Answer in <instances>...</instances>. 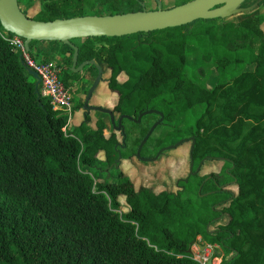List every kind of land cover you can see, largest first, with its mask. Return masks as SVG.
Segmentation results:
<instances>
[{
    "label": "trees",
    "instance_id": "16d2710c",
    "mask_svg": "<svg viewBox=\"0 0 264 264\" xmlns=\"http://www.w3.org/2000/svg\"><path fill=\"white\" fill-rule=\"evenodd\" d=\"M40 1L29 15L32 0H18L27 16L42 21L144 7V0ZM263 21L249 11L236 19H197L149 32L72 40L77 64L95 59L105 65L101 82L116 95L115 119L146 109L162 112L140 156L152 157L161 147L192 137L194 165L202 159L222 161L217 172L179 179L182 189L176 192L135 187L114 163L118 148L121 160L136 158L137 144L152 123L147 117L155 114L138 122L123 118V146L122 134L111 124L105 135L101 118L92 128L85 114L65 128L66 119L48 99H37L21 53L0 35V264H199L188 252L198 238L218 246L219 264H264ZM52 42L64 46L59 57L42 51L35 57L57 56L64 82L73 81L72 93L79 91L82 71L93 68L96 74L95 67L71 71L72 48ZM197 71L203 80L196 79ZM82 103H74L73 93L72 111ZM196 106L193 123L180 127ZM126 123L132 124L133 136ZM165 125L172 128L155 134ZM231 183L235 192L228 188ZM223 214L226 222L211 230L210 223Z\"/></svg>",
    "mask_w": 264,
    "mask_h": 264
},
{
    "label": "water",
    "instance_id": "95a60500",
    "mask_svg": "<svg viewBox=\"0 0 264 264\" xmlns=\"http://www.w3.org/2000/svg\"><path fill=\"white\" fill-rule=\"evenodd\" d=\"M247 0H189L184 3L162 8L161 1L155 0L156 8L147 10L144 7L141 10L117 14L104 15H81L68 18H56L53 20H36L27 16L21 9L18 0H0V26L11 34L18 35L24 39V47L29 50L31 41H59L72 48L70 69L73 72H79L86 65H93L96 69V75L86 91L82 103L83 115L89 111H99L109 117L111 126L122 134L121 146L124 145V130L122 119L138 122L143 115L155 113L156 119L147 129L140 139L135 149L134 155L139 161L151 162L159 155L169 149L179 146L186 139H179L173 144L161 147L152 157L140 156V149L155 127L161 123L163 114L156 109H146L139 112L136 117L120 114L116 119L111 108L89 104V99L98 83L102 80V68L95 59L84 60L77 64V46L72 43L74 39L98 36H122L137 32H149L167 27H174L190 23L197 19H225L239 13H247L253 10L264 0H254L248 5H244ZM20 62L27 73L34 80V92L37 99H40L38 85L40 82L38 74L29 68L20 58ZM41 105V102H38ZM194 144V138H191L189 147V168L188 175L197 173L203 159L198 163L195 170H192L193 159L191 149ZM121 154L117 149V158L114 163L120 162ZM211 158V157H208ZM216 158V157H215ZM185 182L187 178L183 179ZM235 181V180H233ZM194 242V241H192ZM190 252V250H188Z\"/></svg>",
    "mask_w": 264,
    "mask_h": 264
},
{
    "label": "rangeland",
    "instance_id": "374dc122",
    "mask_svg": "<svg viewBox=\"0 0 264 264\" xmlns=\"http://www.w3.org/2000/svg\"><path fill=\"white\" fill-rule=\"evenodd\" d=\"M162 8H169L174 4L175 0H160ZM144 8L147 10H151L156 8V2L155 0H144ZM41 1L40 0H32L31 7L27 10L29 15H33L40 7ZM21 9L24 8L21 6ZM100 4L98 3L96 5V9L98 12H101ZM251 14V12H250ZM243 14H238L236 16L229 17L228 19H236L237 17H240ZM76 42H79L80 39L75 40ZM96 46H99L102 44L101 41H95L94 42ZM54 59L58 60L57 56H53ZM101 68L103 70L102 78L107 76V70L105 65L102 63L101 60ZM194 69V67H191ZM65 69L63 68L62 72V78L64 75ZM189 74L192 73L190 70L188 71ZM95 70L92 68L91 70H84L82 71L83 79L78 82V88L79 91H75L74 93V103L83 102L86 91L90 84L92 83L94 79ZM196 79L197 80H203V77H201L200 73L197 71L196 73ZM124 78L123 75L119 77V80H122ZM64 80V78H63ZM102 82L100 81L98 85L96 86L95 90L93 91L90 99L89 104L92 105H99L107 108H111L116 100V98H104V96L101 93V89L99 88ZM72 87L75 85L73 81H71ZM72 93V94H73ZM199 106H196V108L190 109L185 115L184 118H182L180 122V127L189 126L193 123L194 119L199 115ZM83 108H80L79 110H75L72 113L71 118V125L76 124L78 122V119L80 118V123L83 120ZM101 118L105 123V128L103 129L105 135H108L110 131V122L109 117L107 114L99 112V111H89L88 112V125L92 128L95 127V121ZM149 121L155 120L156 117L154 116H148L147 117ZM77 123V124H78ZM126 128L130 132V134L133 136L135 134V131L132 127V124L126 123ZM172 126L165 125L160 127L155 134H164L168 130H170ZM119 133L117 132V135ZM189 147H190V140L187 139L183 141L179 146L166 150L162 152L159 157L151 162L142 163L138 159H123L118 164V167L120 170L127 175L134 183L135 187H138L139 185H145V186H151L154 191H159L162 189H166L167 191L176 192L179 190V188L176 186V182L179 179L186 178L188 174V168H189ZM102 153H98L97 159L99 163H101L102 159ZM222 161L217 159H206L203 161V164L201 165L198 174L199 175H206L211 172H217L219 171L221 167ZM109 172L111 173V179H116V172L111 170L109 168ZM228 188L232 191H236L235 186L231 183ZM119 201L121 204V210L125 211L128 209V205L126 204L124 197L120 196ZM227 215L223 214L218 219L214 220L210 223L209 228L216 229L218 224H222L226 222ZM191 249L196 251L197 248L195 247V242L191 243Z\"/></svg>",
    "mask_w": 264,
    "mask_h": 264
},
{
    "label": "built area",
    "instance_id": "2783aa9c",
    "mask_svg": "<svg viewBox=\"0 0 264 264\" xmlns=\"http://www.w3.org/2000/svg\"><path fill=\"white\" fill-rule=\"evenodd\" d=\"M3 28L0 29L1 37L13 48L19 51L24 63L33 69L39 76V94L48 99L52 110L56 111L66 119L65 128L71 127L72 118V85H67L63 78V64L53 59L44 57L36 58L35 55L41 50L37 41L29 50L24 47V39L15 34H8ZM195 242L196 251L190 247V254L193 260L199 264H219L221 254L216 244L202 243L200 238Z\"/></svg>",
    "mask_w": 264,
    "mask_h": 264
},
{
    "label": "crops",
    "instance_id": "0c3cea01",
    "mask_svg": "<svg viewBox=\"0 0 264 264\" xmlns=\"http://www.w3.org/2000/svg\"><path fill=\"white\" fill-rule=\"evenodd\" d=\"M251 14H257V15H261L264 17V2L259 4L258 6H256L252 11H250ZM240 14V13H239ZM241 14H245V13H241ZM238 15V14H237ZM236 16V15H234ZM232 17V16H231ZM263 33H264V21L261 23L260 25ZM39 49L43 52V53H48V54H54V55H58V57L60 56V54L62 53V51L64 50V46L62 45H57L55 42L52 41H42L38 44ZM101 66V64H99ZM251 67H245V69H250ZM103 73V70H102ZM102 85H100V89H101V93L104 96V98H116V95L111 93L104 82L101 83ZM211 83L210 81H206L205 82V86L210 87ZM78 86V85H77ZM83 115V114H82ZM84 115H83V120H84ZM80 121V118L78 119V122ZM77 122V123H78ZM76 123V124H77ZM73 124V125H76Z\"/></svg>",
    "mask_w": 264,
    "mask_h": 264
},
{
    "label": "flooded vegetation",
    "instance_id": "af4514ba",
    "mask_svg": "<svg viewBox=\"0 0 264 264\" xmlns=\"http://www.w3.org/2000/svg\"><path fill=\"white\" fill-rule=\"evenodd\" d=\"M95 75H96V74H95ZM94 77H95V76H94ZM143 111H144V110H143ZM140 112H142V111H140ZM86 114H88V113H86ZM150 114H155V113H150ZM137 115H138V114H137ZM137 115H136V116H137ZM146 115H149V114H146ZM155 115H156V118H155V120H156V119H158V115H157V114H155ZM143 116H145V115H143ZM143 116H142V117H143ZM142 117H141V118H142ZM141 118H140V120H141ZM140 120H139V121H140ZM155 120H153L152 123H153ZM152 123H151V124H152ZM191 138H192V137H185V138H182V139H186V140L189 139V140H190V143H191ZM120 146H121V145H120ZM118 149H119V148H118ZM116 150H117V149H116ZM119 152H120V151H119ZM120 161H121V158H120ZM200 161H201V160H200ZM200 161H199V162H200ZM203 161H205V160H203ZM203 161H202V163L200 164V167H201V165L203 164ZM199 162H198V163H199ZM119 163H120V162H119ZM198 163H197L196 165L193 164V166H192V170H195V168H196V166L198 165ZM200 167H199V169H200ZM199 169H198V171H199ZM198 171H197V172H198ZM187 175H188V174H187ZM176 186H177L179 189H182L181 186L178 185L177 182H176Z\"/></svg>",
    "mask_w": 264,
    "mask_h": 264
}]
</instances>
